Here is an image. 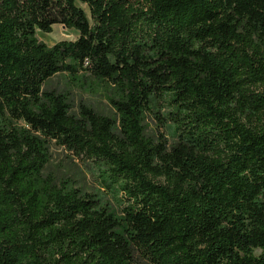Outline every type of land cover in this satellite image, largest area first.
I'll return each instance as SVG.
<instances>
[{"label": "trees", "instance_id": "16d2710c", "mask_svg": "<svg viewBox=\"0 0 264 264\" xmlns=\"http://www.w3.org/2000/svg\"><path fill=\"white\" fill-rule=\"evenodd\" d=\"M0 264H264V0H0Z\"/></svg>", "mask_w": 264, "mask_h": 264}, {"label": "rangeland", "instance_id": "374dc122", "mask_svg": "<svg viewBox=\"0 0 264 264\" xmlns=\"http://www.w3.org/2000/svg\"><path fill=\"white\" fill-rule=\"evenodd\" d=\"M37 36L41 41L51 46L60 40H75L78 38L79 32L74 28L66 29L62 25L56 24L51 32L38 31ZM44 88H54L60 92L68 93L69 102L74 111H77L80 102H85L100 113L114 115L113 108L103 92L94 93L82 88H73L69 85L68 78L63 74L53 77L45 84ZM145 124L148 136L158 140L161 135H164L169 143L172 142L169 132L161 126L153 114L147 115ZM50 153L51 159L45 173L52 174L57 181L71 179L75 182L76 187L90 193L99 194L97 179L88 163L53 143L50 145Z\"/></svg>", "mask_w": 264, "mask_h": 264}]
</instances>
